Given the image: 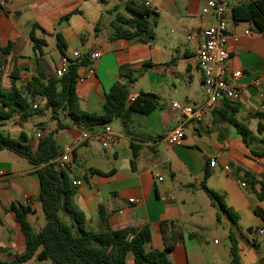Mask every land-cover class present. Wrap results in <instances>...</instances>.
I'll use <instances>...</instances> for the list:
<instances>
[{"label": "crops", "instance_id": "obj_1", "mask_svg": "<svg viewBox=\"0 0 264 264\" xmlns=\"http://www.w3.org/2000/svg\"><path fill=\"white\" fill-rule=\"evenodd\" d=\"M253 1L226 0L222 16L227 33L238 36V41L226 44L228 72L243 73L236 81L241 87L240 98L228 105V111H233L230 121L214 120L215 111L224 106L219 103L201 121H187L184 139L171 146L165 138L178 124L171 102L197 108L206 101L196 58L202 30L216 23L214 14L206 9V0H154L157 12L143 18L151 24L154 39L140 36L133 41L122 38L135 31L139 20V5L130 0H0V48H7L0 55L3 91L21 90L39 75L44 84L54 75L63 56L56 47L55 35L59 34L66 57L73 52L82 58L93 50L101 53L93 65L94 76L75 86L83 111L102 115L105 95L116 83L128 86V98L142 93L158 97L159 106L148 115L129 112L113 120L109 128L114 141L107 148L95 142L80 143L83 130L79 128L70 126L56 132L61 150L74 144L71 161L62 170L79 183L73 203L83 214L86 230H101L102 210L113 229L147 226L151 241L146 251H163L166 244L172 245L168 253L172 264H230V244L213 239L214 234L229 230L228 241L232 236L242 264H264V245L255 244L258 237L264 243V235L256 234L264 227V201L256 199L253 190L258 185L251 187L247 177L250 174L264 181V155L252 153L264 154V149L253 151L249 145L251 139L264 146V116L258 110L257 89L250 85L257 74L264 73V36L250 24H235L231 18L232 7ZM34 25L40 28L35 36L46 42L39 57L30 40ZM245 32L250 36H244ZM87 66L88 61L78 74ZM260 80L264 86V78ZM33 106L26 118L17 112L9 120H0V134L13 140L23 134L27 140L24 146L31 150L36 149L38 134L44 137L56 127L49 111L43 109V100ZM237 126L249 132L246 143ZM132 147L137 149L134 160ZM211 158L217 162L214 168L208 167L206 187L237 213L236 223L200 187L203 169ZM223 166L230 172L223 171ZM35 171L25 159L0 150V172L4 173L0 178L2 262L10 263L24 251V238L11 205H23L28 198L27 219L37 231L32 221L40 192ZM244 228L254 238L252 243L241 234L237 240L231 232Z\"/></svg>", "mask_w": 264, "mask_h": 264}, {"label": "trees", "instance_id": "obj_2", "mask_svg": "<svg viewBox=\"0 0 264 264\" xmlns=\"http://www.w3.org/2000/svg\"><path fill=\"white\" fill-rule=\"evenodd\" d=\"M137 14L139 20L135 31L126 32L122 38L133 41L139 39L140 36H145L147 40H153L152 26L143 18L155 13L148 12L139 5ZM67 18L68 16L65 17ZM231 18L235 24L241 22L250 24L255 32L264 36V0H255L232 7ZM36 29L40 28L36 25L32 26L30 40L33 43L35 55L39 57L46 47V42L43 38L35 36ZM55 38L57 49L65 56V44L62 38L59 34H56ZM6 51L7 48H0V55L5 54ZM86 62L87 56H84L80 62L71 64L61 78L53 75L44 84L41 81L42 76L34 77L21 90L13 88L10 92H5L0 84V120H9L17 112L26 118L31 111H34L32 110L33 103L40 99L44 102L43 109L49 111L50 119L56 124L51 133L38 138L35 150H31L29 145L24 146L27 140H24L26 137L23 134L17 140L0 134V150L13 152L35 168L40 183L37 202L45 218L44 226L35 231L27 219L30 208L21 204L11 205L10 209L15 215V221L20 225L24 238V251L15 256L12 262L0 261V264H23L31 260L50 264H172L168 259L172 245L166 244L163 251L145 250V246L151 241L147 226L113 229L101 210V230L97 232L86 230L83 214L73 203L76 186L55 162L63 152L55 138L58 130L67 129L70 126L83 131L95 130L111 124L113 120L123 117L126 113L148 115L159 106L156 95L142 93L127 107L128 86L116 83L105 95L102 115L83 111L79 106L75 86L78 71L81 67H86ZM228 105V102H224L223 108L215 111V121H230L229 118L232 117L233 111H228ZM237 127L246 143L249 132L242 126ZM132 150L134 160L137 156V149L132 147ZM252 153L257 156L264 155ZM208 167L207 161L201 175L200 187L218 204L227 217L236 223L237 213L225 205L222 196L206 187V181L210 176ZM247 177L251 187L258 185V189L253 190L256 199L264 201V181L257 180L250 174ZM61 210L72 218L73 226H69L59 217ZM161 227L164 233L165 225ZM230 240V264H242L232 236ZM0 253H3L2 249ZM129 257L131 262H129Z\"/></svg>", "mask_w": 264, "mask_h": 264}, {"label": "built area", "instance_id": "obj_3", "mask_svg": "<svg viewBox=\"0 0 264 264\" xmlns=\"http://www.w3.org/2000/svg\"><path fill=\"white\" fill-rule=\"evenodd\" d=\"M12 1L13 0H5L7 3ZM130 1L136 2L148 12H157L154 0ZM206 9L211 11L216 18L215 24L202 30L200 34L202 45L196 56L198 68L202 76V87L206 101L202 106L197 108L181 106L177 102H171L172 109L178 113V124L165 138V141L171 146L179 145L184 139V124L187 121H201L205 113L212 110L217 104L224 102H237L241 95V87L237 85L236 81L243 76V73L241 71L229 73L227 68L229 55L226 49V44L229 40L234 42L238 41V36H230L227 33V25L222 20V16L227 9V2L226 0H206ZM244 36H250V34L245 32ZM192 39L191 36L187 37L188 41H192ZM100 57L101 53L99 50H93L88 54V66L83 73L77 75V84L84 83L94 76L93 65L100 59ZM81 60L82 57L78 52H73L71 57L61 56L59 66L54 72L55 77L61 78L71 64L80 62ZM260 78H264V73L257 74L250 82V85L257 89V99L259 101L258 110L259 113L264 116V91L260 89ZM134 99L135 98L132 97L128 98L127 102L131 103ZM40 137V134H38L37 138ZM113 141L114 137L110 131L109 125H105L95 130H84L80 138V143L95 142L100 144L103 148H107ZM73 148L74 144L65 146L62 150V155L56 159L55 162L61 170L71 161L70 155ZM216 162V158H211L208 161V166L214 168ZM222 169L227 173L230 172L228 166H223ZM3 176L4 173L0 172V178ZM73 185L77 186L79 183L73 182ZM242 187H244V184H242ZM30 204L31 201L28 198H24L23 206L29 207ZM256 234L263 236L264 227L257 229Z\"/></svg>", "mask_w": 264, "mask_h": 264}, {"label": "rangeland", "instance_id": "obj_4", "mask_svg": "<svg viewBox=\"0 0 264 264\" xmlns=\"http://www.w3.org/2000/svg\"><path fill=\"white\" fill-rule=\"evenodd\" d=\"M260 89L264 91V86L261 85ZM263 135H264V133H263ZM249 145L253 151H262V149H264V146H262L260 144L253 143L251 139L249 140ZM241 181H245V180L240 179V182ZM246 184L249 186L248 182H246ZM213 203L215 204L216 207H218V204L215 201H213ZM34 208L36 210V215L33 217L32 221L34 224V228L38 231V229H40L44 226L45 218H44V215H43V212L41 210L40 205H36ZM221 216H223V215L221 214ZM59 217L64 222H66L69 226H73L74 222H73L72 218L70 216H68L63 210L59 211ZM244 223H245V219H243V223H240V224H242L241 225L242 227H243ZM228 232H229V230H227L225 232L220 231V232L214 234L213 239H215V241L217 243L227 242V244L229 245L230 243L228 241ZM231 232L235 233V235L237 236V240H240L239 235L241 234L244 237H246L249 242L252 243L254 241V238H252V236L247 232V230L245 228L240 229L239 231L232 230ZM255 244L257 247H263L264 243H263L262 238L258 237V241H257V243L255 242ZM23 264H50V263L49 262H38L36 260H31V261L23 263Z\"/></svg>", "mask_w": 264, "mask_h": 264}]
</instances>
